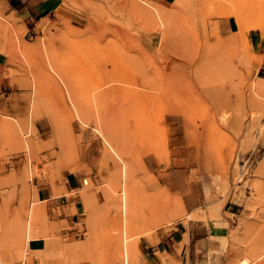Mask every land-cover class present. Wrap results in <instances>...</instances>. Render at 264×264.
<instances>
[{"label": "rangeland", "instance_id": "rangeland-1", "mask_svg": "<svg viewBox=\"0 0 264 264\" xmlns=\"http://www.w3.org/2000/svg\"><path fill=\"white\" fill-rule=\"evenodd\" d=\"M0 51L22 106L0 112V264H124L121 205L138 264L191 189L194 216L249 210L225 264H264V0H0ZM66 168L88 190L72 234L37 196Z\"/></svg>", "mask_w": 264, "mask_h": 264}, {"label": "crops", "instance_id": "crops-1", "mask_svg": "<svg viewBox=\"0 0 264 264\" xmlns=\"http://www.w3.org/2000/svg\"><path fill=\"white\" fill-rule=\"evenodd\" d=\"M162 3H170L174 0H158ZM48 1L40 3L35 8H44ZM54 3L50 2V5ZM233 20L228 18L225 27L232 30ZM7 58L5 53L0 51V112L9 115H20L19 109L22 108L18 102L20 91L12 77L5 73ZM155 160L154 158H148ZM159 168L155 160L151 164ZM166 173H158L159 177L165 182L171 191H178V184L174 179L172 169H165ZM85 175L79 170L66 168L61 171V179L51 183L39 184L37 196L41 201H47L48 210L52 216V221L60 226L61 234H72L76 229H65L63 222L73 226L79 219L81 210L84 207V197L82 193L88 192L85 185ZM193 187V186H192ZM61 190V193L54 196L55 189ZM195 190L191 189L183 197V203L187 215L179 218L171 226L159 227L151 237H142L139 239L138 248L140 261L138 264H163L162 256H168L172 261L181 262V264H225L227 261V252L230 249V239L232 230L238 226L240 216H249V210L238 202H225L219 215L211 216L208 210L194 216V210L197 208L195 202ZM59 210V212L57 211ZM191 215V216H190ZM193 215V216H192ZM46 241L43 236L30 238L27 242L29 251L43 250Z\"/></svg>", "mask_w": 264, "mask_h": 264}, {"label": "bare ground", "instance_id": "bare-ground-1", "mask_svg": "<svg viewBox=\"0 0 264 264\" xmlns=\"http://www.w3.org/2000/svg\"><path fill=\"white\" fill-rule=\"evenodd\" d=\"M262 20V19H261ZM261 22V21H260ZM227 63V62H226ZM51 64V63H50ZM222 64V63H221ZM45 65V64H44ZM52 65V64H51ZM226 66H228L227 64H226ZM230 67V66H229ZM46 68V67H45ZM224 68V67H223ZM234 72V71H233ZM228 73V72H227ZM233 76V75H232ZM65 86H66V83L64 84ZM251 86V85H250ZM256 87V86H255ZM71 88V87H70ZM172 88V87H171ZM170 96H169V99H167L168 101V104H173V103H175V99H173V97H174V93H173V91H171V94H169ZM98 99V98H97ZM97 104V103H96ZM88 105H90V104H88ZM220 105V104H219ZM219 105H217V107L219 106ZM221 106V105H220ZM224 106H225V104H224ZM223 107V106H222ZM220 113V112H219ZM101 116V115H100ZM220 118L222 119H224V116L223 115H220ZM29 145V144H28ZM128 189V188H127ZM126 189V190H127ZM126 190H124V191H126ZM129 193V191H127V194ZM125 194V193H124ZM126 195V194H125ZM125 198V197H124ZM126 199V198H125ZM124 199V200H125ZM128 200V199H127ZM123 202V201H122ZM124 203H127L126 201H124ZM129 207V206H128ZM128 207H126V205H121V212H122V215H121V227L123 226V236H122V241H121V245H122V252H124V255H123V258H124V264H130V257H132L131 255H129V253H128V242H127V233H128V214H129V210H128ZM30 223V222H29ZM30 227V226H29ZM29 229V228H28ZM27 230V229H26ZM30 232V231H29ZM30 236V235H29ZM21 242V241H20ZM20 244H22V243H20ZM27 248V247H26ZM18 249H19V251H18ZM18 249H17V251L20 253V255H21V252H22V249H23V246H20V248L18 247ZM44 250V249H43ZM21 251V252H20ZM37 251H41V250H38L37 249ZM17 253V252H16ZM19 253H17V256H19ZM119 253V252H118ZM31 258V257H30ZM13 260V259H12ZM5 264H10V262H9V259L6 261V263ZM49 264V263H48ZM239 264H245V260H242V261H240V263Z\"/></svg>", "mask_w": 264, "mask_h": 264}, {"label": "built area", "instance_id": "built-area-1", "mask_svg": "<svg viewBox=\"0 0 264 264\" xmlns=\"http://www.w3.org/2000/svg\"><path fill=\"white\" fill-rule=\"evenodd\" d=\"M20 264H26V262L25 261H21V263Z\"/></svg>", "mask_w": 264, "mask_h": 264}]
</instances>
